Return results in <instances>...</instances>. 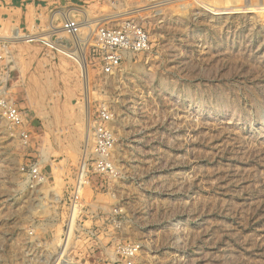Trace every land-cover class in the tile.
<instances>
[{
  "label": "rangeland",
  "instance_id": "obj_1",
  "mask_svg": "<svg viewBox=\"0 0 264 264\" xmlns=\"http://www.w3.org/2000/svg\"><path fill=\"white\" fill-rule=\"evenodd\" d=\"M22 4L43 13L32 38L25 25L0 27L29 116L26 140L0 115V264H125L128 246L135 264H264V0ZM63 16L89 24L76 45L42 47L40 63H27L22 40L9 39L47 36ZM101 20L138 24L150 51L104 75L92 48ZM101 108L112 115L116 173L87 177L76 197Z\"/></svg>",
  "mask_w": 264,
  "mask_h": 264
},
{
  "label": "built area",
  "instance_id": "obj_2",
  "mask_svg": "<svg viewBox=\"0 0 264 264\" xmlns=\"http://www.w3.org/2000/svg\"><path fill=\"white\" fill-rule=\"evenodd\" d=\"M174 1V0H173ZM63 27L60 30L49 29L50 34L41 38L29 40L30 43H40L46 48L60 51L59 47L68 49L70 43L76 45L74 37L80 34L81 28L73 18L63 16ZM67 34L68 37L62 35ZM32 38L31 36H29ZM70 42V43H69ZM95 55L100 61L101 70L104 75L113 74L122 64L128 54H143L150 51L151 41L148 33L138 24L132 21H125L117 28H110L98 25L94 37ZM10 53L9 42H0V115L10 124V126L20 129L21 135L27 140L29 135L26 128L29 124L27 112L12 100L9 96L7 84L10 78ZM112 115L104 108L99 109L90 122L89 142L84 150V159L81 161L78 173V188L76 197L82 188L83 181H88L87 177L112 176L116 173L114 163L115 136L110 127ZM32 178L37 179L38 170L34 169ZM42 178L31 186H37ZM36 184V185H35ZM71 198L74 196L72 192ZM71 202V199L69 198ZM76 207V206H74ZM125 257V264H135L137 250L133 246L121 249Z\"/></svg>",
  "mask_w": 264,
  "mask_h": 264
},
{
  "label": "crops",
  "instance_id": "obj_3",
  "mask_svg": "<svg viewBox=\"0 0 264 264\" xmlns=\"http://www.w3.org/2000/svg\"><path fill=\"white\" fill-rule=\"evenodd\" d=\"M43 13V11L36 6L33 5H24L21 6H14V0H0V27H9L10 25H18L19 29L22 25H25L26 36H32V27L33 24H37V20L34 17L40 16ZM43 36L45 33H39ZM26 38V37H24ZM29 38V37H28ZM26 41H29L27 38L25 40L19 41L20 43V49L23 50V53H29L27 63L31 64L33 67L40 63V56L43 53L44 47L41 45H36L34 43H26ZM19 50V49H17ZM17 60L15 61L14 65L11 66V72L15 70H19L20 67V59L17 57ZM48 60L45 59L43 61L44 64H47ZM42 62V61H41ZM30 82V81H29ZM8 93L9 96L12 98V100L15 102L16 95L19 94V92H27L25 88H27V84L24 82L23 77H13L12 73H10V78L7 84ZM79 92L76 89L70 88L66 89L63 92L64 97H68V101L73 104V101L78 96ZM65 97V98H66ZM16 103V102H15ZM18 106V104H17ZM20 107V106H18ZM21 109L25 110V108L20 107ZM89 133H87L88 135Z\"/></svg>",
  "mask_w": 264,
  "mask_h": 264
},
{
  "label": "bare ground",
  "instance_id": "obj_4",
  "mask_svg": "<svg viewBox=\"0 0 264 264\" xmlns=\"http://www.w3.org/2000/svg\"><path fill=\"white\" fill-rule=\"evenodd\" d=\"M96 22H100V21H96ZM92 23H95V22H92ZM100 23H102L103 24V21L101 20V22ZM89 25V24H88ZM88 25H81V26H79V28H81V29H87L88 28ZM92 25V24H91ZM96 25V24H95ZM92 26H94V24L92 25ZM91 26V27H92ZM82 31V30H81ZM88 32V31H87ZM49 34V33H48ZM44 35H46V34H44ZM85 36V35H84ZM36 37V36H35ZM41 37V36H40ZM43 37V36H42ZM83 38V37H82ZM87 38V37H86ZM9 39V38H8ZM24 39H26V38H24V37H21L20 35H14L13 37H12V39H9V40H11V41H18V40H24ZM84 39V38H83ZM83 39H81V42H82V40ZM1 41H4V40H7V39H0ZM31 40V39H30ZM80 41V40H79ZM83 42H84V40H83ZM86 44V43H85ZM84 46V45H83ZM87 46V45H86ZM61 51V50H60ZM65 51V49H63V52ZM81 51L82 52H80L79 53V56L77 55V57H81L82 58V61H85V57H86V54H85V48H83L82 47V44H81Z\"/></svg>",
  "mask_w": 264,
  "mask_h": 264
}]
</instances>
